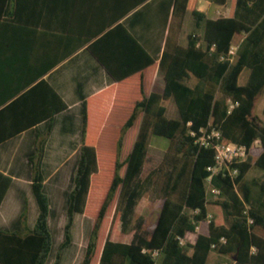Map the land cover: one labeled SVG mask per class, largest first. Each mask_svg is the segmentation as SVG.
Segmentation results:
<instances>
[{
  "label": "trees",
  "instance_id": "obj_1",
  "mask_svg": "<svg viewBox=\"0 0 264 264\" xmlns=\"http://www.w3.org/2000/svg\"><path fill=\"white\" fill-rule=\"evenodd\" d=\"M51 6L46 2L48 12ZM18 7L21 11V0H13L10 19L4 21L28 26L29 20L18 17ZM158 7L155 16L164 11L167 32L158 36L160 40L155 37L153 56L121 22L88 42L124 14L126 7L121 15L93 30L95 34H82L70 27L58 33L44 25L28 41L22 82L9 96L86 42V49L114 81L108 89L81 99L80 144L66 196L67 219L63 240L50 264H58L70 242L74 213L90 215L91 220L79 264H208L212 251L231 264H264V178L244 179L251 166L264 174V97L255 109L257 98L264 93V0H229L228 14L215 18L199 11L196 0H171L169 5ZM186 14L191 19L184 30ZM173 21L183 42L177 36L169 38ZM154 23L157 26V20ZM39 44L40 60L37 53L34 62ZM231 46L235 50L228 57ZM158 51L155 66L162 83L145 93L143 72L154 66ZM6 100L0 99V142L33 127V147L27 161L37 213L28 228L24 200L18 216L23 230H0V264H46L51 247L49 203L39 158L53 115L66 105L44 78ZM169 101L173 105H168ZM228 101L237 102L229 112ZM42 121L44 128L40 130L36 125ZM202 126L218 128L222 143L249 147L243 161L230 164L237 169L235 175L221 172L211 176V184L219 189L215 198L206 195L204 183L213 164V151L196 145L188 133ZM154 138L165 142L162 157L155 164L149 158ZM255 139L258 144L252 145ZM127 140L130 148L124 149ZM107 160L111 173L103 178L102 164ZM154 179L158 182L155 207L148 204L146 213L136 214ZM10 182L11 177L0 171V202ZM207 213L211 218L206 223ZM220 237L224 241H219Z\"/></svg>",
  "mask_w": 264,
  "mask_h": 264
},
{
  "label": "crops",
  "instance_id": "obj_2",
  "mask_svg": "<svg viewBox=\"0 0 264 264\" xmlns=\"http://www.w3.org/2000/svg\"><path fill=\"white\" fill-rule=\"evenodd\" d=\"M48 1L52 5L49 12L46 7V2ZM170 2L171 0H21V11L20 7H18L19 11L17 13H19V18L29 20L27 22L28 26H26L16 24L10 20H7V22L4 21L9 18L8 12L12 9L13 0H2L0 3V99H7L6 102H8L35 83L39 78H44L66 105L64 109L53 115L52 128L42 143L39 169L43 163V159L57 156L62 149L66 151V158L69 156L72 157L74 154L78 156L81 99H86L96 93L102 92L114 84L110 75L86 49L88 42L101 35L117 22H121L128 32L153 56L155 51V37L165 35L166 26L170 19V6H168L166 26H163V20L165 19L163 15L164 11L159 16H155L156 12H159L158 5L166 3L169 5ZM124 7H126V12L121 15ZM196 8L211 18L225 16L229 12V0H223V2H216V0H196ZM139 10L142 13L140 16H138ZM218 12L220 14L216 15ZM116 15L121 16L110 22L101 31L96 32V34L93 33V30L101 28L102 24L107 20L111 21ZM156 20L157 26L154 23ZM173 23L176 26V21H173ZM44 25H48L55 32L70 27V29L82 34L90 33L95 34V36L63 60L56 63L28 86L19 90L16 94L9 96L13 90L19 88L22 82L24 68L28 60V41L32 39L33 35L36 36L37 30H41ZM6 42H9L10 46H4L3 43ZM41 50L42 48L39 44L38 48L34 50V62L37 60V53L40 60ZM158 55L159 51L154 54L155 57H158ZM77 57L79 61L81 60V63L74 65L73 61ZM157 57L154 66L147 68L143 72V89L146 90L145 93H148L153 85H160L162 83V80L157 75L155 66ZM33 67L36 68V63ZM56 123L59 124L58 132L53 136L52 131ZM36 126L42 130L44 128V122L42 121ZM32 132L33 127H30L0 142V150L9 140L27 133L31 134L27 137V144L33 147ZM65 132H69L70 135H63ZM56 151H58L57 154ZM31 152H26L23 155L27 163V156ZM0 171L11 177V182L0 202V230L19 231L18 216L22 211L23 201L25 200L27 204L28 200L23 198V195L20 194L17 187L10 194L8 193L15 178L9 162L5 161L2 157H0ZM30 175L26 178L29 186ZM36 213L37 209L32 211V216L30 215L31 218L29 219L26 210V226L28 228L33 226ZM56 222V216L51 215L49 208L47 219L49 231L52 226H57ZM61 224L59 227H62ZM73 229L72 220L69 229V244L72 241L79 244L81 239H85L84 232H76ZM71 257L69 264H72L75 256L71 255ZM46 264H48L47 261Z\"/></svg>",
  "mask_w": 264,
  "mask_h": 264
},
{
  "label": "rangeland",
  "instance_id": "obj_3",
  "mask_svg": "<svg viewBox=\"0 0 264 264\" xmlns=\"http://www.w3.org/2000/svg\"><path fill=\"white\" fill-rule=\"evenodd\" d=\"M220 13H216V15H219ZM188 19H191L189 14H186L184 17V30L188 29ZM191 27V25H190ZM157 29V27H156ZM194 30V29H193ZM167 32V30H166ZM168 35L169 38L174 40L177 36V40L179 42H183V37L180 34V32L177 34V29L175 26V23H172L170 28L168 29ZM158 40H160V37H156ZM81 60L79 61V58L77 57L75 61H73L74 65L80 64ZM72 65V64H71ZM244 73H247L246 70H244ZM240 81L243 80V74L239 78ZM264 97V93H262L256 101L255 109L258 110L260 108V105L262 104ZM173 103L169 101L168 105ZM169 114H171V110L168 111ZM58 126L59 124L56 123L53 127L52 134L53 136L56 135V132H58ZM31 135L30 133L23 134L21 136L15 137L11 140H9L3 148L0 150V157L5 159V161L9 162V166L12 170V173L14 174V181L9 189V194L12 192V190L17 187L20 194L23 195V198H26L27 201V213L29 216V219L32 216V211L36 209V205L33 199V196L30 191V186L28 185L26 178L30 175L29 170V164L26 162L24 158V153L31 152L32 151V145H28L27 143V137ZM63 135L69 136V132H65ZM131 134H129L130 137ZM33 136V132H32ZM129 141L127 140L124 144V149L130 148ZM54 146V145H53ZM165 147L164 140L154 138L150 142L149 147V158L150 160L155 164L157 163L163 154V150ZM58 151H56L57 154ZM66 151L61 150L57 154V156L48 157L43 159V163L40 165V174L41 178L43 179L44 185L43 190L45 194L48 197V203L50 208L51 215L56 216V224L57 226H52L50 228V235H51V247L47 256V262L48 264L51 263V261L54 258V254L57 250L58 245L63 240V225L66 222L67 215H66V196L67 192L71 189L72 182L70 178L73 175L77 156L74 154L72 157L66 158ZM78 155V154H77ZM108 160L102 164V177L107 178V176L111 173L109 169ZM264 178V174L261 169H259L256 166H251L248 171L246 172L244 179L246 181H250L251 179H262ZM106 180V179H105ZM158 182L157 179H154L152 186L148 189V191L145 193V196L142 200H140L138 204V208L136 211L137 213H146V208L149 205L151 207H155V203L157 201V188ZM114 201L111 204V207L113 208ZM111 208V211H112ZM31 215V216H30ZM90 215H87L86 217L84 215L81 216L79 213H75L73 216V231L84 232V238L81 239L79 244L75 242H71L69 245H67L61 252L60 260L58 264H69L71 261V255L75 256L73 259L72 264H79L83 249L86 243V239L88 237L89 233V226H91V220ZM62 223V224H61ZM61 224L62 227H59ZM107 228V227H106ZM14 230V229H13ZM18 230H23L22 224L18 223ZM106 232V229L103 233L102 241L104 238V234ZM73 238V237H72ZM208 264H231L223 255L218 254L216 252H210L208 256Z\"/></svg>",
  "mask_w": 264,
  "mask_h": 264
},
{
  "label": "built area",
  "instance_id": "obj_4",
  "mask_svg": "<svg viewBox=\"0 0 264 264\" xmlns=\"http://www.w3.org/2000/svg\"><path fill=\"white\" fill-rule=\"evenodd\" d=\"M235 46H231L228 50V57H231L234 53ZM237 105V102L228 101L227 103V112H229L234 106ZM190 122L187 121L186 125H189ZM189 135L193 138V142L199 147H210L213 151V164L208 167L210 173L204 178L205 183V193L208 196L213 198L219 196V189L214 187L211 184V176L216 173H227L228 175H235L237 173L236 168L231 167L232 162L243 161L247 157V152L249 147H246L243 144L227 142L222 143L220 141V130L216 127H199L197 130H188ZM258 144V139L253 141L252 145ZM196 209L192 210L195 212ZM211 214L207 213L204 216V221L207 223L210 221ZM251 221L249 218L247 219ZM198 223H195L194 230H197ZM180 244L184 243V240L181 237H178ZM219 241H224L223 237L219 238ZM211 248L214 247V244L210 245ZM156 251L152 253L153 256L156 255ZM156 264V263H153Z\"/></svg>",
  "mask_w": 264,
  "mask_h": 264
}]
</instances>
